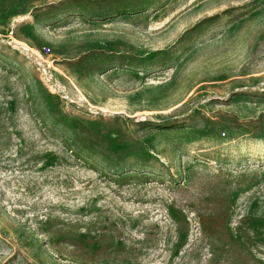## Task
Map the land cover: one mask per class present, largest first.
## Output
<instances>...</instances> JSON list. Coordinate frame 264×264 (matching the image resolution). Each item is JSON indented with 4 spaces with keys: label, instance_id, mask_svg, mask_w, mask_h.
<instances>
[{
    "label": "rangeland",
    "instance_id": "374dc122",
    "mask_svg": "<svg viewBox=\"0 0 264 264\" xmlns=\"http://www.w3.org/2000/svg\"><path fill=\"white\" fill-rule=\"evenodd\" d=\"M0 264H264V0H0Z\"/></svg>",
    "mask_w": 264,
    "mask_h": 264
},
{
    "label": "trees",
    "instance_id": "16d2710c",
    "mask_svg": "<svg viewBox=\"0 0 264 264\" xmlns=\"http://www.w3.org/2000/svg\"><path fill=\"white\" fill-rule=\"evenodd\" d=\"M109 1H114V0H109Z\"/></svg>",
    "mask_w": 264,
    "mask_h": 264
}]
</instances>
